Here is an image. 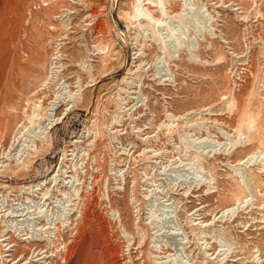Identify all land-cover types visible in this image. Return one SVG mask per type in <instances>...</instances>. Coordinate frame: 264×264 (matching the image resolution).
<instances>
[{"label":"rangeland","instance_id":"obj_1","mask_svg":"<svg viewBox=\"0 0 264 264\" xmlns=\"http://www.w3.org/2000/svg\"><path fill=\"white\" fill-rule=\"evenodd\" d=\"M255 253L264 0H0V264Z\"/></svg>","mask_w":264,"mask_h":264},{"label":"bare ground","instance_id":"obj_2","mask_svg":"<svg viewBox=\"0 0 264 264\" xmlns=\"http://www.w3.org/2000/svg\"><path fill=\"white\" fill-rule=\"evenodd\" d=\"M247 19V18H246ZM59 63V58H58V56L56 55L55 56V58H53L52 59V62H51V68H50V75L48 76V79L44 82V84L42 85V88H45L47 85H49V83L51 82V81H53L54 80V78H55V76L57 75V73H58V71H57V66L59 65L58 64ZM58 64V65H57ZM41 88V89H42ZM233 211V210H232ZM227 212H229V210L227 211ZM227 212H223V215H221V219L222 218H224L225 216H226V214H227ZM231 212V211H230ZM228 215H229V213H228ZM219 218H220V216H214V220L213 221H217V220H219ZM225 219V218H224ZM223 220V219H222ZM5 247H7V246H5ZM65 249V252H66V248H64ZM66 257H64L63 258V260H64V264H66ZM253 261L256 263V264H260V262H261V259L259 258V256L255 253V256L253 257Z\"/></svg>","mask_w":264,"mask_h":264},{"label":"built area","instance_id":"obj_3","mask_svg":"<svg viewBox=\"0 0 264 264\" xmlns=\"http://www.w3.org/2000/svg\"><path fill=\"white\" fill-rule=\"evenodd\" d=\"M241 79H240V77H237V78H235L234 80H233V82H234V86L236 85V86H239L240 85V83H241ZM64 243V242H63ZM63 243H62V246H63ZM62 246H61V249H60V252H61V250L63 251V249H62ZM62 253L63 252H61V254H59V257L61 258V256H62ZM63 260V259H62Z\"/></svg>","mask_w":264,"mask_h":264}]
</instances>
